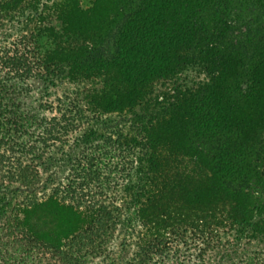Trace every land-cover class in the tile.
<instances>
[{"label": "trees", "instance_id": "trees-1", "mask_svg": "<svg viewBox=\"0 0 264 264\" xmlns=\"http://www.w3.org/2000/svg\"><path fill=\"white\" fill-rule=\"evenodd\" d=\"M32 1L0 0V18ZM231 1L234 2L138 0L132 9L128 6L114 47L104 55L95 47L76 49L80 52L72 58L70 72L86 78L105 75L103 87L92 90L91 103L103 112L128 110L138 123L136 136L129 141L141 143L144 149L137 166L144 176V186L136 191L125 186L124 194L130 195L131 206H138L143 228L159 235L158 232L173 225L172 221L174 225L185 224L196 229L190 218L176 216V211L170 208L172 194H167L184 180L192 181V177L184 174L183 157L187 156L189 162L199 167L200 181L215 193L214 199L206 204L208 207L202 210L206 215L198 225L208 234L209 242L222 250L221 258L228 255L225 247H233L231 264H264V136L261 135L264 76L259 73L264 68L261 61L264 37L255 33L242 43L243 47L255 45L251 51L256 62L250 64V75L232 81L220 75L197 90L176 85L171 95L160 100L148 89L159 79L175 77L193 59L224 70L226 62L222 54L227 55V49L223 51L218 46L234 48L227 39L230 24L227 16L231 10L241 11L250 2L254 3L250 7L252 16L247 15L252 17L247 19L249 33L260 30L251 21L255 19L260 24L258 18L261 17L260 22L264 20V0H238L240 3L234 6ZM203 13L209 15L206 24L201 19ZM200 47L203 49L195 55ZM10 52L15 56L18 50L12 48L1 53L0 72L12 73L23 67L19 57L10 60ZM8 90L7 83L0 81V101ZM1 107L0 116L9 125L22 129L27 117L9 112L11 117L6 119ZM135 107H142L143 112ZM4 136L0 130V139ZM38 160L39 157L32 161ZM8 178L12 185L14 177ZM16 178L17 183L30 185L37 180L36 175L33 178L26 174ZM13 188L0 191V264H112L111 249L93 226L99 224L103 232L108 229L100 212L103 207L100 201L71 204L56 192L36 196L39 189L35 187ZM25 192L31 193V199ZM22 193L25 197L19 199ZM49 202L55 207H72L81 218L78 229L61 238L46 234L48 216H34ZM29 214L32 221L28 220ZM213 231L225 234L211 238ZM155 240L137 238L135 245L141 251L136 259L123 264H191V260L177 259L176 255L144 263L143 258L153 254L145 247L154 245Z\"/></svg>", "mask_w": 264, "mask_h": 264}, {"label": "rangeland", "instance_id": "rangeland-1", "mask_svg": "<svg viewBox=\"0 0 264 264\" xmlns=\"http://www.w3.org/2000/svg\"><path fill=\"white\" fill-rule=\"evenodd\" d=\"M137 1L130 0L127 4V0H33L28 6H19L11 15L0 18V55L17 49L15 56L8 53L10 60L19 57L23 66L12 73L0 72V81L7 83L9 89L0 105L6 119L11 117L9 112L27 117L19 129L0 116V130L5 135L0 139V191L13 186L19 190L35 187L39 189L36 196L56 192L71 204L100 201L103 205L100 212L108 229L103 232L99 224L93 226L98 236L105 237V245L111 249L112 264L136 259L142 248H137L135 242L142 236L156 239L154 245L145 247L153 254L144 257V263L176 255L177 259L191 260V264H231L234 248L225 247L228 255L221 258L222 250L210 243L208 234L198 226L206 215L202 210L208 207L206 204L214 199L215 193L207 183L200 181L199 167L189 162L187 156L183 157L184 174L192 177V181L184 180L167 194H172L170 208L176 211V216L190 218L196 223V229L185 224L174 225L171 221L173 225L156 235V231L142 227L138 206H131L130 195L124 194L125 186L130 191L144 186V176L137 169L144 149L141 143L129 141L136 136L138 123L128 110L103 112L91 103L92 90L103 87L105 75L86 78L70 72L72 58L79 55L76 54L80 52L78 48L95 47L104 55L114 47L128 6L132 9ZM236 3L240 2L231 1L233 6ZM251 4L254 3L250 2L241 11L231 10L227 16L228 43L232 41L237 48L232 52L234 48L218 46L223 51L227 49V55L222 54L226 62L224 70L193 59L175 77L152 83L148 89L153 95L159 100L166 99L176 85L197 90L220 75L229 81L250 75V64L256 62L252 60L251 51L255 45L243 47L242 43L255 33L264 37L261 17L258 18L260 24L255 19L250 22L260 27L259 32L248 31ZM201 19L206 24L209 15L203 13ZM201 49L196 48L195 55ZM261 61L264 63V54ZM259 73L264 76V68L259 69ZM141 108L135 107V110L143 112ZM7 132L10 134H5ZM261 132L264 136V128ZM125 136L128 138H123ZM37 157L40 162L32 161ZM19 174L33 178L36 175L37 180L33 185L17 183ZM8 176L14 177L12 185ZM25 193L31 199V193ZM24 197L22 193L19 199ZM43 207L34 217L48 216L46 234L61 238L81 225V218L70 206L55 207L49 202ZM31 219L33 216L29 214L28 220ZM217 234L213 231L211 238ZM221 234L225 232L218 235Z\"/></svg>", "mask_w": 264, "mask_h": 264}]
</instances>
